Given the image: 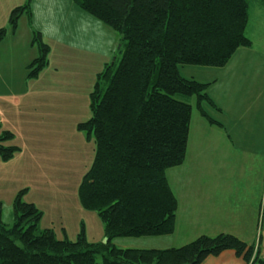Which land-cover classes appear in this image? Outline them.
Listing matches in <instances>:
<instances>
[{
    "label": "trees",
    "instance_id": "16d2710c",
    "mask_svg": "<svg viewBox=\"0 0 264 264\" xmlns=\"http://www.w3.org/2000/svg\"><path fill=\"white\" fill-rule=\"evenodd\" d=\"M84 11L111 26L124 47L118 64L98 75L91 94L92 117L82 124L96 142L94 162L79 194L84 208L98 213L105 240L91 243L84 230L75 241L42 229L43 212L14 200V223L3 221L0 203V264H204L209 256L233 250L247 264H264L260 246L231 233L200 235L179 247H120V238L155 237L176 229L178 198L167 171L184 164L196 96L200 115L222 126L205 105L221 111L201 83L181 75L182 65L224 67L246 35L250 0H74ZM264 3V0H261ZM253 8H255L253 6ZM30 13L29 3L16 7L10 26ZM7 28L0 29V39ZM39 57L29 63V78L48 65L50 46L36 32ZM14 138L0 131V157L20 150L6 146ZM100 257V261L98 260Z\"/></svg>",
    "mask_w": 264,
    "mask_h": 264
},
{
    "label": "rangeland",
    "instance_id": "374dc122",
    "mask_svg": "<svg viewBox=\"0 0 264 264\" xmlns=\"http://www.w3.org/2000/svg\"><path fill=\"white\" fill-rule=\"evenodd\" d=\"M28 3L31 18L26 12L13 31L12 10ZM250 5L252 14L246 35L253 42L252 46L239 48L224 67L182 65L179 70L185 78L209 83L207 92L214 102L213 97L216 98L220 109L236 94L249 97L251 101L258 97L253 106L250 102L248 105V99L239 97L245 103H239V107L247 120L264 124V3L250 0ZM2 28H7V35L0 39V131L12 132L14 138L5 144L20 149L9 160L0 157L3 221L13 225L14 200L23 191V201L35 204L43 212L42 229L51 228L59 239L67 235L71 241L84 230L89 242H102L104 224L97 212L84 208L79 194L96 154L93 133L89 134L81 126L92 117L91 94L98 75L108 64H118L123 56L121 36L81 9L74 0H0ZM36 32L42 34L50 52L48 65L37 77L29 78L27 66L40 54L38 44L33 43ZM190 100L194 113L199 114L196 96ZM259 102L261 106L256 107ZM205 107L208 112L214 111L211 114L214 119L221 112L208 105ZM245 136L242 131L239 139L242 147ZM255 136L260 139L259 134ZM261 137L263 149L260 152L264 154V135ZM229 160L230 168L220 173H256L251 165L242 168L240 159L231 152ZM188 188L186 184L180 186L175 195L183 201ZM181 205L183 209L187 205L191 209L187 200ZM215 213L212 211L209 218L220 219L223 209ZM184 217L190 218L185 210ZM236 221L238 225L251 219L238 216ZM202 226L181 222L174 235L121 239L127 241V246L179 247L204 233L209 235L206 230L211 227L201 229ZM218 230L216 232L229 233ZM259 232L264 234V224Z\"/></svg>",
    "mask_w": 264,
    "mask_h": 264
},
{
    "label": "crops",
    "instance_id": "0c3cea01",
    "mask_svg": "<svg viewBox=\"0 0 264 264\" xmlns=\"http://www.w3.org/2000/svg\"><path fill=\"white\" fill-rule=\"evenodd\" d=\"M235 86L236 81L233 91H235ZM241 96L236 94L226 101V106L216 114V120L222 126L210 124L200 113L192 112L186 160L183 165L167 171V177L175 194V191L184 184L189 186L188 192L190 191L187 192L183 201L177 196L179 205L176 229L172 235L176 234L181 222L186 225L190 223L192 226L194 223L203 224L201 229L211 227V230H206L209 231V235L222 233L216 232L217 229L224 230L232 232L249 245L260 246V256L264 259V234L259 232V228L263 229L264 224V154L260 152L263 149L261 135H264V124L246 119L239 107V103H244L239 98ZM213 98L216 102V98ZM245 99H248V105L250 102L253 106L258 97L253 101L249 97ZM261 103H257L256 107H260ZM212 112L214 111L209 114H213ZM242 131L246 134L243 147L239 145ZM255 134H259L260 139ZM230 152L240 159L239 164L242 168L247 169L251 165V169L255 167L256 173H220L230 168L232 164L229 160ZM185 170L189 172L184 173ZM186 200L191 209L188 205L183 209L181 202L184 203ZM219 209H223L222 216H219L220 219H210L209 214L212 211L216 214L215 212ZM184 210L190 218L184 217ZM238 216L250 218L251 222L244 221L237 225ZM214 223L218 225L213 227ZM115 243L120 247L143 248L142 246H127V241L121 238ZM152 248L163 247L153 246ZM204 264L247 263L235 251L228 250L217 256H209Z\"/></svg>",
    "mask_w": 264,
    "mask_h": 264
}]
</instances>
